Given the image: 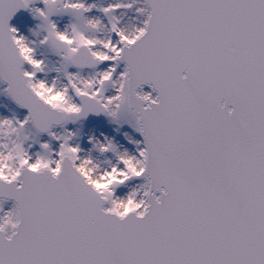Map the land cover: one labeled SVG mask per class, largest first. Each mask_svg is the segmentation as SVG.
<instances>
[{
    "label": "snow or ice",
    "instance_id": "6c2138e0",
    "mask_svg": "<svg viewBox=\"0 0 264 264\" xmlns=\"http://www.w3.org/2000/svg\"><path fill=\"white\" fill-rule=\"evenodd\" d=\"M0 96V264H264V0H0Z\"/></svg>",
    "mask_w": 264,
    "mask_h": 264
},
{
    "label": "bare ground",
    "instance_id": "6f19581e",
    "mask_svg": "<svg viewBox=\"0 0 264 264\" xmlns=\"http://www.w3.org/2000/svg\"><path fill=\"white\" fill-rule=\"evenodd\" d=\"M89 3H96V4H107L111 2V0H88ZM58 19V27L61 29L68 23V18H54ZM34 21V20H33ZM33 21H31L33 23ZM19 33L21 35H24L28 37L29 40H35L36 37L31 36L29 33V29H27L26 25H24L23 22H19V24L16 26ZM35 28V26H34ZM44 53L43 49H37V58H43L40 54ZM47 60L50 63L51 67H55L56 63L50 59V57L47 56ZM103 69V68H102ZM40 78H44L43 74H38ZM56 77L55 71H51L48 73V79H54ZM107 94V93H106ZM25 114H23L24 116ZM22 116V118H23ZM0 117H4L2 113L0 112ZM108 121V120H107ZM103 124H91L88 127L85 126L84 129L79 133V144L83 152H88V150L91 148V145L89 144V139L95 138L97 140H100L103 142L104 138L107 137L108 139L114 141L116 144L122 146L123 148L131 149V145L127 143V141L124 139V134L122 133L124 129L122 127L118 130L115 129V127H111V124L109 121ZM113 128V129H112ZM118 130L119 135H116L115 132ZM130 135H134L131 130ZM138 138V137H137ZM46 139V137L44 138ZM95 155V154H94ZM103 187V185H101Z\"/></svg>",
    "mask_w": 264,
    "mask_h": 264
},
{
    "label": "rangeland",
    "instance_id": "374dc122",
    "mask_svg": "<svg viewBox=\"0 0 264 264\" xmlns=\"http://www.w3.org/2000/svg\"><path fill=\"white\" fill-rule=\"evenodd\" d=\"M41 5H37V7H40ZM33 21V19L31 18V16L28 14L27 15V20L26 21H20V22H23L24 25H26L27 29H34V26L36 24V21H33V23L31 22ZM44 53H45V50L43 49ZM45 55H47L45 53ZM48 57H50V59L52 61H54L56 63V57L54 56H51V55H48ZM104 66L102 65L101 66V69L103 68ZM70 71H74V70H70ZM107 94H110V93H107ZM106 94V95H107ZM0 112L2 113V115L6 118H11L13 115L16 116V118L18 119H23L22 116H23V113L18 110L16 107H14L10 101L4 97V96H0ZM107 119L105 117H100V118H95V119H89V120H83L82 122H79L77 124H69L67 125V130L68 131H72V132H76L77 130L79 131V133L84 129L85 126H89L91 124H103V123H106ZM108 122V121H107ZM116 126V125H115ZM114 124H111V127H115ZM112 128V129H113ZM121 128V127H120ZM120 128H117V126L115 127V129H120ZM123 130V134L125 132L129 133L130 134V131L131 130L130 128H128L127 125L123 126L122 127ZM118 130L115 132L116 135H119L118 133ZM57 132H59L60 130L57 129L56 130Z\"/></svg>",
    "mask_w": 264,
    "mask_h": 264
},
{
    "label": "clouds",
    "instance_id": "9594fccd",
    "mask_svg": "<svg viewBox=\"0 0 264 264\" xmlns=\"http://www.w3.org/2000/svg\"><path fill=\"white\" fill-rule=\"evenodd\" d=\"M41 94L45 95L48 98V101L55 107L65 109V100L62 94H57L55 96L50 95L47 90L40 89Z\"/></svg>",
    "mask_w": 264,
    "mask_h": 264
},
{
    "label": "water",
    "instance_id": "95a60500",
    "mask_svg": "<svg viewBox=\"0 0 264 264\" xmlns=\"http://www.w3.org/2000/svg\"><path fill=\"white\" fill-rule=\"evenodd\" d=\"M21 14H22V12L17 13V15H21ZM17 15H16V16H17ZM27 15H28V13H26L25 18H24L23 20H21V21H26V20H27ZM16 16L13 18V20L16 18ZM19 22H20V21H16L14 24H12V26L16 27V26L19 24ZM144 90H145V89H144ZM145 91H148V90H145ZM91 117H98V116H92V115H90V116L87 117V118H91Z\"/></svg>",
    "mask_w": 264,
    "mask_h": 264
}]
</instances>
